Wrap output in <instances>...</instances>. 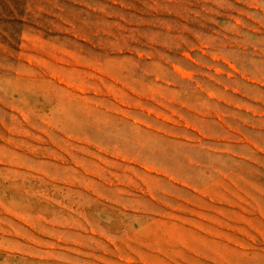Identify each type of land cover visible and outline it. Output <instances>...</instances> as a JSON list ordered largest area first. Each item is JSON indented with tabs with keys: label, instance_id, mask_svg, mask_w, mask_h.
I'll return each instance as SVG.
<instances>
[{
	"label": "rangeland",
	"instance_id": "374dc122",
	"mask_svg": "<svg viewBox=\"0 0 264 264\" xmlns=\"http://www.w3.org/2000/svg\"><path fill=\"white\" fill-rule=\"evenodd\" d=\"M0 264H264V0H0Z\"/></svg>",
	"mask_w": 264,
	"mask_h": 264
}]
</instances>
